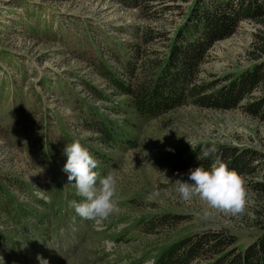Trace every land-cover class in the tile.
<instances>
[{"label": "rangeland", "instance_id": "rangeland-1", "mask_svg": "<svg viewBox=\"0 0 264 264\" xmlns=\"http://www.w3.org/2000/svg\"><path fill=\"white\" fill-rule=\"evenodd\" d=\"M204 3L0 0L3 264H41L37 257L48 264H151L188 235L227 233L236 240L227 249L243 250L260 234L264 121L244 107L264 96V83L229 109L197 107L187 99L145 114L136 104L153 90L150 75L166 60L174 33ZM263 65L264 19L245 18L208 49L196 85L212 83L216 91ZM75 141L101 160V175L118 177L119 212L101 223L70 206L84 202L63 171L65 147ZM187 141L260 154L254 173L243 176L250 192L246 215L205 221V202L181 200L174 182L187 181L188 174L176 169L173 154L188 152ZM167 213L182 218L161 222Z\"/></svg>", "mask_w": 264, "mask_h": 264}, {"label": "trees", "instance_id": "trees-1", "mask_svg": "<svg viewBox=\"0 0 264 264\" xmlns=\"http://www.w3.org/2000/svg\"><path fill=\"white\" fill-rule=\"evenodd\" d=\"M197 5L194 15L190 19L187 17L174 33L166 60L152 71L149 80L154 83V88L137 100L139 111L146 114L161 108L169 109L187 99L197 107L229 109L247 99L254 89L264 83L263 65L228 79L216 91H211L212 83L196 85L201 63L211 45L229 36L239 20L264 19V0H208V3ZM244 110L264 121V96L247 104ZM202 146H196L195 151L191 148L184 154H173V157L178 156L174 161L176 169L189 174L196 167L209 170L214 163L222 162L230 170L245 176L254 173V161H259L257 156L260 157L253 150L217 146L214 156L199 160L197 157ZM262 216L257 225L260 234L243 250L233 247L236 242L234 236L205 231L166 246L152 264H190L194 260L213 256L215 258L209 264H264V212ZM181 218L169 213L160 217L165 223H178Z\"/></svg>", "mask_w": 264, "mask_h": 264}, {"label": "clouds", "instance_id": "clouds-1", "mask_svg": "<svg viewBox=\"0 0 264 264\" xmlns=\"http://www.w3.org/2000/svg\"><path fill=\"white\" fill-rule=\"evenodd\" d=\"M189 144L195 151L196 146ZM217 151L215 144L202 146L197 158L207 159ZM64 152L67 162L63 171L68 174L69 183L75 181L77 195L84 198L81 203L70 202L77 215L101 223L119 212L118 177L115 173L110 171L101 175L97 170L100 161L79 141L67 144ZM174 183L181 200L189 202L198 198L205 202L207 208L202 213L205 221L212 219L216 214L243 217L248 212L250 192L247 181L237 171L230 170L226 163H214L209 170L202 166L196 167L189 171L187 181L177 179ZM37 259L41 260V264H48L47 260L41 257ZM0 264H3V257H0Z\"/></svg>", "mask_w": 264, "mask_h": 264}]
</instances>
